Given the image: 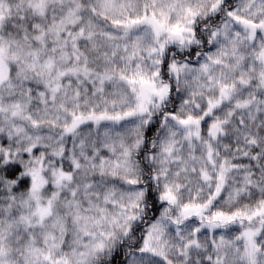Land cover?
I'll return each mask as SVG.
<instances>
[{
	"label": "snow or ice",
	"instance_id": "1",
	"mask_svg": "<svg viewBox=\"0 0 264 264\" xmlns=\"http://www.w3.org/2000/svg\"><path fill=\"white\" fill-rule=\"evenodd\" d=\"M0 264H264V0H0Z\"/></svg>",
	"mask_w": 264,
	"mask_h": 264
}]
</instances>
